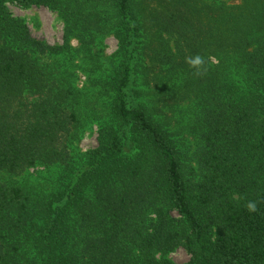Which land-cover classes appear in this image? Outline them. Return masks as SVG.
<instances>
[{"label":"trees","instance_id":"1","mask_svg":"<svg viewBox=\"0 0 264 264\" xmlns=\"http://www.w3.org/2000/svg\"><path fill=\"white\" fill-rule=\"evenodd\" d=\"M240 1L0 0V264H264V0ZM7 4L57 12L62 45ZM181 102L193 151L168 127Z\"/></svg>","mask_w":264,"mask_h":264},{"label":"rangeland","instance_id":"2","mask_svg":"<svg viewBox=\"0 0 264 264\" xmlns=\"http://www.w3.org/2000/svg\"><path fill=\"white\" fill-rule=\"evenodd\" d=\"M211 1V0H204ZM225 3L227 6H237L241 4L240 0H217ZM7 8L10 14L15 17L22 19L27 26L30 34L37 40L43 41L51 46H60L63 42V30L64 24L60 19L57 12L47 9L43 6H30L28 8H21L15 4H7ZM73 48H78L79 44L72 40L70 42ZM117 50V42L113 37H107L103 42V52L105 56H112ZM227 64L230 66L231 59H226ZM79 62V61H78ZM215 64V60H212ZM231 76L235 78V72L231 67ZM77 86L79 88L89 86V81L85 75L78 74ZM165 82L169 87H171L170 82L166 80H161V83ZM140 81L138 82L139 85ZM91 93L96 90L93 87L89 88ZM161 94V93H159ZM158 97H152V100H156ZM106 98H98V104H95V109L100 112L105 109ZM167 122L169 130L172 134H175V138L182 142L183 144H192L190 146L191 151L195 149V144L198 143V119L195 117L198 115V111L194 102H181L175 105L173 111L167 114ZM97 138V125L94 123L86 129L82 134H80V140L77 144L78 151L80 153H85L96 147ZM170 261L173 264H187L189 261V256L182 248L175 250L173 253L168 255Z\"/></svg>","mask_w":264,"mask_h":264},{"label":"clouds","instance_id":"3","mask_svg":"<svg viewBox=\"0 0 264 264\" xmlns=\"http://www.w3.org/2000/svg\"><path fill=\"white\" fill-rule=\"evenodd\" d=\"M185 63L189 65L190 68L194 69V75L200 76L207 72V68L205 67V58L201 55L197 54L195 56L186 57ZM246 208L249 212H256L257 205L254 201H249L246 204Z\"/></svg>","mask_w":264,"mask_h":264}]
</instances>
